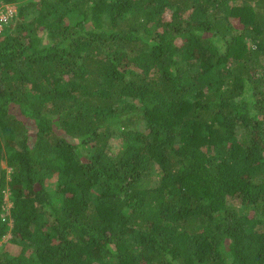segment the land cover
I'll return each instance as SVG.
<instances>
[{
  "label": "trees",
  "instance_id": "16d2710c",
  "mask_svg": "<svg viewBox=\"0 0 264 264\" xmlns=\"http://www.w3.org/2000/svg\"><path fill=\"white\" fill-rule=\"evenodd\" d=\"M10 3L0 264H264V0Z\"/></svg>",
  "mask_w": 264,
  "mask_h": 264
},
{
  "label": "rangeland",
  "instance_id": "374dc122",
  "mask_svg": "<svg viewBox=\"0 0 264 264\" xmlns=\"http://www.w3.org/2000/svg\"><path fill=\"white\" fill-rule=\"evenodd\" d=\"M3 7H0V17H1V19H7L8 16L12 15V13L15 12V10H16V5L13 4V3L6 4ZM6 11H8V12H6ZM9 11H12V13H10ZM4 12H6V13H4ZM1 27H2V25H1V22H0V28Z\"/></svg>",
  "mask_w": 264,
  "mask_h": 264
},
{
  "label": "built area",
  "instance_id": "2783aa9c",
  "mask_svg": "<svg viewBox=\"0 0 264 264\" xmlns=\"http://www.w3.org/2000/svg\"><path fill=\"white\" fill-rule=\"evenodd\" d=\"M10 13H12V11H9ZM7 207H8V205H7Z\"/></svg>",
  "mask_w": 264,
  "mask_h": 264
}]
</instances>
